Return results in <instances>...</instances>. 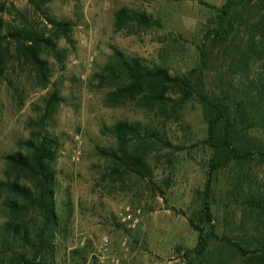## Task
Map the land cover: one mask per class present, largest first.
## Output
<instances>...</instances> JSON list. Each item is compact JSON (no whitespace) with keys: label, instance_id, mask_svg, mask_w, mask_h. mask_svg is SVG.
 <instances>
[{"label":"rangeland","instance_id":"rangeland-1","mask_svg":"<svg viewBox=\"0 0 264 264\" xmlns=\"http://www.w3.org/2000/svg\"><path fill=\"white\" fill-rule=\"evenodd\" d=\"M225 1L52 0L45 5L48 14L75 24V46L58 41L66 48L63 65L43 56L51 70L45 88L35 83L29 67L11 64L0 75V158L19 150L16 142L29 137V123L39 120L45 98L56 89L62 100L41 129L61 143L55 163L56 203L70 215L55 238L50 264H82V253L85 264L246 263L224 238L250 248L257 231L253 204L264 201V100L247 85L260 72L262 60L250 62L248 78L237 68L249 36L259 40L264 0H234L224 25L227 32L206 35L219 28L218 8ZM5 5L3 17L10 23L45 28V15L27 0H6ZM123 6L151 14L158 24L135 33L116 31L114 11ZM113 48L148 66L165 67L171 75H188L195 90L228 110L230 119L217 128L216 139L229 132L239 154L250 152L212 173L209 201L216 237L202 254L194 250L198 232L191 224L209 229L202 213L203 190L209 162L220 155L208 141L205 109L195 95L170 102L165 113L129 99L107 100L112 86H100L92 74L101 70ZM168 91L173 100L180 98L178 88ZM119 120L138 121L155 134L146 137L141 151L151 168L145 179L131 173L110 180V161L96 153V146L117 148L108 129ZM138 140L132 138L128 148H141ZM1 200L0 226L5 220ZM126 209L138 220L133 228L123 223ZM73 249L78 253L73 255ZM18 252V242L0 231V260L9 264Z\"/></svg>","mask_w":264,"mask_h":264},{"label":"trees","instance_id":"trees-1","mask_svg":"<svg viewBox=\"0 0 264 264\" xmlns=\"http://www.w3.org/2000/svg\"><path fill=\"white\" fill-rule=\"evenodd\" d=\"M5 1L0 2V75L14 65L18 69L29 67L36 84L41 88L50 83L51 70L44 55L53 56L59 65H63L66 57V48H61L58 41L63 39L67 46H75L74 23L69 20L57 19L46 11V4L52 0H27L32 7L45 15L46 24L39 30L27 23H10L3 17L6 11ZM234 0H226L219 8V28L207 30L206 35L221 36L227 32L225 24L229 21V11ZM16 13L22 12L13 6ZM158 22L145 11L128 7H120L114 11V29H126L128 33H135L139 29H149ZM259 40H254L251 34L242 47L238 60V73L248 78L250 62L261 61V70L254 79L247 84L264 100V26L259 28ZM201 60L204 63V50L200 49ZM10 63V64H9ZM98 84L112 86L107 94V100L118 101L129 99L137 106L146 110L158 109L161 113L167 112L170 102L182 101L196 96L205 109L207 121V135L211 146L219 151V157L214 156L209 162V170L203 190L202 213L209 229L191 224L198 232L197 245L194 250L197 254L205 251L209 239L216 237L214 233L213 217L211 213L209 195L211 191L212 173L219 167L228 164L231 159H241L250 155V152L239 154L234 145V138L229 132L216 139L217 128L230 119L227 108L220 102L212 100L202 92L195 90L188 75H171L167 68L162 66H148L141 58L130 56L117 48H113L105 64L99 72L92 74ZM178 88L180 98L173 100L167 93L169 88ZM56 89L49 93L44 100L42 113L38 121L29 123L31 130L29 137L16 142L19 150L2 156L4 179L0 180L1 210L5 220L0 226L4 238L18 242L20 252L9 264H50L49 258L55 250V238L62 228L70 212L62 213L56 203L57 181L55 163L61 143L58 139L43 132L41 126L46 118L52 114L61 102ZM232 120V119H231ZM40 125V127H36ZM115 137L117 148L96 146V153L110 161V180L117 181L124 174L134 173L145 179L150 175L151 168L146 162L144 144L146 137L155 134L143 129L138 121L128 122L119 120L109 129ZM143 133V134H142ZM132 138H139L137 143L141 148H128ZM165 145H170L164 142ZM257 227L250 248H244L239 242L224 238L227 245L233 247L237 253L245 258V264H264V201L256 202ZM79 249L71 250L78 253ZM186 253V252H185ZM81 263L87 258L84 253L80 256ZM0 264H4L0 260ZM79 264V262H77ZM92 264H95L94 262Z\"/></svg>","mask_w":264,"mask_h":264},{"label":"built area","instance_id":"built-area-1","mask_svg":"<svg viewBox=\"0 0 264 264\" xmlns=\"http://www.w3.org/2000/svg\"><path fill=\"white\" fill-rule=\"evenodd\" d=\"M123 223L126 228H133L137 223V218L128 209L125 210L123 216Z\"/></svg>","mask_w":264,"mask_h":264}]
</instances>
